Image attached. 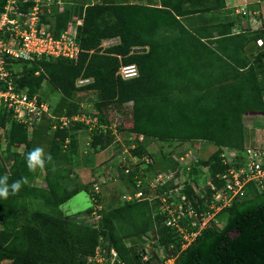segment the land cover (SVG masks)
<instances>
[{"label": "trees", "instance_id": "1", "mask_svg": "<svg viewBox=\"0 0 264 264\" xmlns=\"http://www.w3.org/2000/svg\"><path fill=\"white\" fill-rule=\"evenodd\" d=\"M64 1V10L56 3L43 5L40 25L46 24L54 37H60L73 21L82 19L77 26L79 56L8 60L12 80L16 88H28L42 100H49L45 84L59 92V99L50 103L55 117L88 113L106 126L89 132L86 123L71 121L65 128H53L54 120L44 116L30 131L0 105V177L7 175L9 185L27 178L16 194L9 189L7 199L0 197V264H102L89 261L98 246L105 253L114 248L124 264H146L144 237L153 238L155 227L160 235L151 245L155 264L162 263L155 253L158 244L165 247L164 258L175 255L172 264H264V189L254 184H249L244 198L218 213L222 225L208 226L185 249L179 234L156 214L159 198L121 200L124 192L138 189V179L150 193L146 178L135 177L140 173L138 165L129 174L119 169L126 189L113 194L105 205L104 187L109 186L94 192L95 173L88 183L69 188L75 180L70 164L78 151L76 132L80 130L88 134L86 155L111 147L117 138L114 132L135 134L136 147L126 140L131 153L139 164L144 156L153 159L145 172L177 166L176 149L156 158L149 149L152 141L203 140L197 165L210 166L213 174L223 171L222 148L243 150L249 143L246 118L264 115V43L258 44L259 39L264 41V26L236 32L234 22L228 21L204 22L191 29L192 22L182 19L222 9L226 0H188L189 8H185L186 0H160L159 4ZM6 4L7 0H0V15ZM34 4V0H20L18 5L28 12ZM111 39L118 42L105 45ZM130 63L138 66L139 73L124 79L120 67ZM81 78L91 81L80 84ZM5 89L7 82L0 77V90ZM127 104L132 106L124 121L128 125L113 128L108 109ZM46 133L51 134V143L45 166L29 171L27 155ZM139 135L144 139L139 140ZM67 139L70 142L64 147ZM209 145L215 147L213 151L205 149ZM40 178L45 185H38ZM82 190L91 195L92 205L74 216L66 214L61 205ZM97 206L100 217L94 226L86 216Z\"/></svg>", "mask_w": 264, "mask_h": 264}, {"label": "built area", "instance_id": "2", "mask_svg": "<svg viewBox=\"0 0 264 264\" xmlns=\"http://www.w3.org/2000/svg\"><path fill=\"white\" fill-rule=\"evenodd\" d=\"M20 0H7V4L0 15V77L7 82V89L0 90V105L10 109L14 118L23 123L32 131L42 121L44 116L52 118L53 128L57 126L65 128L71 121H79L89 125L88 130L104 127L99 124L98 118L92 114L84 113L73 117H55L51 111V104L42 100L37 94H30L28 88H16L12 80V72L8 68V60H36L39 58H77L81 52L80 43L77 40V26L82 24V19H76L61 34L60 37H54L47 29L46 24L40 25V9L43 5L56 3L60 10L66 8L64 0H34L35 4L28 12L19 8ZM118 42V39H111L105 42V45H111ZM263 39L258 40L259 45H263ZM139 73L138 66L135 63L123 64L120 67L119 74L124 79L136 77ZM91 78H81L79 83L90 82ZM85 104V103H84ZM86 107V105H83ZM91 135V134H90ZM129 138L125 139V146L128 148V156L120 159L114 170L111 171L112 179H120V170L126 174L135 170L138 165L140 175L146 178L150 193L143 189V180L138 179L137 187L133 193L126 192L121 196L122 201L154 198L160 199V205L156 214H161L165 225L173 228L180 236L181 249L187 248L208 226L216 223L222 225L217 215L223 209L232 205L236 199L244 198L248 191L249 184H254L259 190L264 189V144L249 143L238 150L229 147H223L220 160L226 168L213 174L210 166L197 165L200 153L204 146V141H196L185 150L176 151L173 157L177 162L176 167L159 170L152 175L144 171L147 163L153 161L152 157H142L139 164V158L131 153L126 143L128 140L132 147H136V135L128 133ZM143 140V135L138 136ZM70 140L67 139V147ZM192 143V142H191ZM200 144V146H197ZM125 153V151H123ZM135 161V163H133ZM197 166V168H195ZM96 174V173H95ZM145 174V175H144ZM93 182L94 192H100L103 185L108 183L106 174H96ZM190 186V187H189ZM191 188V193L187 190ZM97 206L91 216L92 224L97 226L96 221L100 214ZM157 232V227L154 228ZM148 242L156 243L160 237L155 233ZM142 253V260L146 264H155L151 260L153 253L151 249L145 247ZM165 247L162 244L155 246V253L161 257V264H172L175 255L164 258ZM105 251V249H104ZM103 247L98 246L94 256L89 261H97L102 264H124L118 255V252L111 248L109 253H105Z\"/></svg>", "mask_w": 264, "mask_h": 264}, {"label": "rangeland", "instance_id": "3", "mask_svg": "<svg viewBox=\"0 0 264 264\" xmlns=\"http://www.w3.org/2000/svg\"><path fill=\"white\" fill-rule=\"evenodd\" d=\"M44 89L49 93L48 97L49 103H55L59 99V92L53 91L51 87H49L47 84L44 85ZM92 97V96H91ZM132 111V106L127 104L125 107L121 109L117 108H109L107 113L109 115V119L113 123V128H117L119 126L123 125H128L124 121L129 119L130 113ZM255 118H257V121H255L254 125L247 126L248 132H251L252 134V140L253 143L257 144H264V116L262 114L256 115ZM249 124V123H248ZM45 126V125H44ZM251 130V131H250ZM50 131V130H49ZM51 132V131H50ZM117 135L116 141L114 144L110 147L111 150L109 151V155L105 156L104 153H95L93 155H86L85 154V142L87 141L88 134L86 131L80 130L77 132V136L81 140V146L79 147L78 152L75 154V160L77 162V165H81L82 167L80 168L82 175L77 176L76 183L79 184L81 183H88L92 177L93 174H106V179H108L107 187H104V201L103 205L108 202V200L112 197L113 194H118L120 191L125 190V184L120 183L121 178L118 179L113 178L112 179V173L111 176H109L110 172L115 171L114 168L115 164L120 160V159H125L128 156V148L125 146V139L129 138L128 133H126L125 130L114 132ZM45 138V139H44ZM39 141L36 144L37 147L43 149L44 156H46L49 152L50 148V143H51V134L46 133V136H41L39 137ZM194 143L191 142H185L183 144H168L160 141H152L149 144V149L153 152L154 156L157 158H162L163 154L169 153L172 149H176L175 151H181L185 150L189 146L193 145ZM197 146H200L198 144ZM36 147V148H37ZM2 148H5V145L2 146ZM215 147L213 145L207 146L205 149L207 150H214ZM107 151V152H108ZM125 151V153L123 152ZM202 153V152H201ZM200 153V154H201ZM111 154V155H110ZM116 155V156H115ZM126 155V157H125ZM115 156V157H114ZM206 156V155H205ZM105 158V159H103ZM135 163V161H133ZM109 173V174H108ZM152 171L148 172L149 175H151ZM154 173H152L153 175ZM42 178L39 179L38 185H45V183H42ZM80 183V184H81ZM106 186V185H105ZM126 193V192H124ZM92 205V198L91 195L88 193L86 190H82L78 193H76L74 196H72L69 200L64 202L61 205V209L67 214H70L71 216L75 215L77 212L83 211L90 207ZM83 218V217H82ZM87 218V216H86ZM93 220L92 218L87 219V222L91 223ZM1 226V222H0ZM151 236H155L154 241H156L157 236L155 235V229L151 231ZM146 239L144 245L145 247L151 249L152 243L148 242V239L146 236L144 237ZM151 240L152 238L149 237Z\"/></svg>", "mask_w": 264, "mask_h": 264}, {"label": "crops", "instance_id": "4", "mask_svg": "<svg viewBox=\"0 0 264 264\" xmlns=\"http://www.w3.org/2000/svg\"><path fill=\"white\" fill-rule=\"evenodd\" d=\"M92 1L93 2L104 1L106 3L128 2V3H139V4H150V3L159 4L160 3V0H92ZM185 6H186L185 8H189L191 6V2L186 0ZM182 19L186 20V23H187V21L192 22L193 27L190 26L191 29L195 28L197 25L204 24V22H207L208 24H210V23H215V22L217 23V22H228V21L234 22L233 29L236 32H238L240 30L247 29V28L258 29V28H261L264 26V0H226V6L222 9L210 10V11H207L205 13L196 12V13H192L190 15L187 14L186 16H182ZM115 40H117V39H115ZM255 116L256 115H251V116H248L246 118L247 126L248 125L249 126L254 125L252 123L257 121V118H255ZM251 127H253V126H251ZM76 134H77V132H76ZM251 136H252L251 132H248V137H249L248 142L253 139ZM77 138L79 140L77 150H79V147L81 146L82 142L78 136H77ZM108 150H111L110 147L104 151L99 152V153L105 152L104 153L105 156H108L109 155ZM103 159H105V158H103ZM70 167L72 169L71 176L75 180H74V182L69 184V188H73L77 184L76 183V180H77L76 177L77 176L79 177V175H82V173H80L81 172L80 168L82 166L77 165V162L75 160V154L72 156V162L70 164Z\"/></svg>", "mask_w": 264, "mask_h": 264}, {"label": "clouds", "instance_id": "5", "mask_svg": "<svg viewBox=\"0 0 264 264\" xmlns=\"http://www.w3.org/2000/svg\"><path fill=\"white\" fill-rule=\"evenodd\" d=\"M47 159L50 161L51 156L49 155ZM27 165L29 168V171L34 172L38 167L43 168L45 166V158H44V152L43 149L37 147L34 150H32L27 155ZM8 176L4 175L3 177H0V197L7 199L10 195L9 189H11V194H16L20 188L22 183H27V178H22L21 180L14 181L11 185L7 183Z\"/></svg>", "mask_w": 264, "mask_h": 264}]
</instances>
